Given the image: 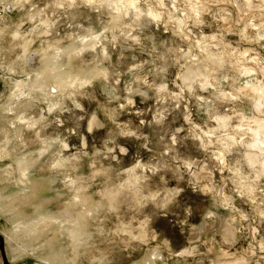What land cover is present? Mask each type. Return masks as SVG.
<instances>
[{"label": "rangeland", "instance_id": "rangeland-1", "mask_svg": "<svg viewBox=\"0 0 264 264\" xmlns=\"http://www.w3.org/2000/svg\"><path fill=\"white\" fill-rule=\"evenodd\" d=\"M166 3L170 4V0H166ZM225 7L231 13V20L227 23L224 19L214 18L223 15L220 9ZM31 14L35 15L34 19H31ZM253 15L244 6L243 0H235L234 4L228 5L213 4L209 6V11L202 14L205 23L198 28L191 24L190 27L198 40L202 38L201 34L210 37L222 33L225 44H231L240 52L248 51L249 57L258 55L264 59V39H259L264 36V28L248 26L250 19L252 25L262 23L261 19H252ZM241 16L244 19L234 23ZM57 17V24L49 28L50 35L41 36L40 33L44 31L41 22L57 20ZM95 19L96 14L83 7L57 9L55 0L23 3L3 0L0 3V150L2 146L6 147L0 158V193L4 196L0 199V264H54L43 259L54 250L59 252L55 264H115L114 245L126 239L125 234L129 231H139L141 226L146 235L155 234L150 240L153 246L157 242L166 245L162 255L167 258L168 264H264V251L261 250V245H264V176L253 182L249 176L252 169L247 164L241 167L240 175L234 176L226 168L220 167L214 154L216 147L213 146L217 136H235L239 139V135L244 133L237 135L234 129L247 127L252 116L264 112V88L257 87L264 77L259 73L246 74L255 67L249 58H244L229 73L235 77L234 87L248 85L240 101H224L223 105L216 102L215 112H209L205 107L197 108L195 100L187 101V104L181 102L179 111L183 112L187 106L193 115L179 121L174 119V100L167 96L158 99L153 90L143 88L141 90L149 93L146 103H142L139 94H133L134 106L120 108L119 105L126 104L123 96L118 102L111 101L105 91L103 95L93 94L94 103L88 105L85 102V111L77 110L74 116L69 117L67 112L60 109L51 110L56 97L53 94L50 98L46 92L58 85L55 79L49 80L45 89L36 87L31 94L16 99L15 110L7 109L16 82H21L27 89L37 72L44 69L48 58L58 50L63 51L57 58H62V69L67 74H71V71L99 73V68L89 63L93 59L92 54L85 52L82 57L84 62L80 63L73 59L80 55V51L64 53L71 46H78L80 50L79 41L67 39L77 32L85 35L75 25L83 24L87 29L90 20ZM230 25L232 31L226 32ZM155 27L153 25V31L144 35L154 36L158 48L163 50L165 45L175 47L179 44L187 49V43L173 35L171 26L168 32L164 31L163 25H160L158 32ZM17 29L21 37L16 38L14 34ZM242 30L245 37L253 39H242ZM148 43L150 46L151 41ZM214 43L216 41H203V47L211 56L218 51L211 46ZM24 46L28 47L27 51ZM125 55H136L138 59L150 58L146 54L141 56L138 48L126 50ZM252 76H255V80ZM132 79V74L122 69L121 89L125 82ZM179 83L176 81V84ZM231 84L232 81H229ZM229 85L223 86L225 91L232 90ZM86 91L91 93L92 89ZM178 91L175 84H169V92ZM202 95L207 96L208 93ZM37 98L44 102L37 104ZM48 99L51 103H48ZM165 109L164 123H153L154 117ZM233 109L240 115H234ZM21 114H26L30 121H19ZM210 115L220 119H209ZM228 116L232 119H224ZM57 119L61 123H56ZM142 120L143 126L140 123ZM224 120L227 122L225 126ZM113 121L122 127L116 129ZM138 127L143 128L147 142L143 139L118 138V142L129 149L130 157H122L121 166L115 171L110 170L114 166L103 157H94L95 150L103 152V146L114 130L137 131ZM89 128L93 130L91 134ZM177 128L182 131L177 132ZM213 129H219L216 135H204ZM249 137H252L250 132L245 135L247 143ZM60 141L67 143L69 150L61 152ZM42 148H47V151L39 157L38 152ZM78 149L87 155L65 163V159L76 155ZM246 150L235 146L227 157L229 166ZM25 156L36 159L32 163L34 171L26 195L19 189L17 169L18 160ZM136 164L144 167L135 168ZM93 166L95 171H103L104 176H95ZM141 173L146 180L141 182L140 187L144 190V196L150 194L152 199L143 202L141 211H134L132 205L142 202L132 198L135 191L132 181ZM245 176H249V179L243 180ZM225 177L230 179L224 180ZM121 187L131 189L127 199L121 195ZM221 187L222 197L208 191L209 188ZM111 192L116 196L113 197ZM6 193L14 197L6 199ZM165 201H170L166 207L163 206ZM50 214L60 217L59 222L50 220L46 226L42 215ZM81 215H86L81 219L86 222L87 231L76 258L74 243L67 231L62 233L60 225L67 224L65 219L68 217ZM18 219L31 221L39 230L32 232V236L22 235L13 228ZM209 225L214 230H210ZM225 240L232 243L225 244ZM138 243L132 241L133 247ZM169 252L172 253L170 257ZM142 264H159V261L152 262L145 258Z\"/></svg>", "mask_w": 264, "mask_h": 264}, {"label": "clouds", "instance_id": "clouds-1", "mask_svg": "<svg viewBox=\"0 0 264 264\" xmlns=\"http://www.w3.org/2000/svg\"><path fill=\"white\" fill-rule=\"evenodd\" d=\"M2 2L3 0H0V3ZM25 2H28V0H25ZM234 3L235 0H170V4L166 3V0H55L57 9H78L83 7L96 14V19L90 20L89 28L85 29L83 24L75 25L76 29L85 32L84 36L79 35L77 32L67 37V39L73 42L79 41L80 43V55L73 57V59L83 63V54L85 52L92 54L93 59L89 63H94L99 68V73L97 74L95 71H71V74L66 73V78L47 93L50 98L53 94L56 97V103L52 105L51 110L60 109L61 112H67L69 117H72L77 110L80 112L85 111V102L88 105L95 102L92 98L93 94L103 95L105 91L108 93L107 98L111 101L118 102L123 96L126 104L119 105L120 108L128 105L134 106L133 94H139L142 98V103H146L149 99L148 91L141 90L142 88L153 90L158 99H163L167 96L174 100V119L177 121L193 115L187 106L183 112L179 111L181 102L187 104V101L195 100L197 108L205 107L209 112H215L216 102H220L223 105L224 101H240L248 85L240 88L234 87L235 77L229 73L233 72L244 58H249L255 64V67L249 69L246 74L259 73L261 77H264V59L258 55L249 57L248 51L240 52L238 49L232 48L231 44H225L222 39V33L210 37H203V34H201L202 38L198 40L192 30V27L198 28L205 23L201 17L204 12L209 11L210 5ZM243 4L249 11L254 13L252 19L262 20L260 25H252L250 19L248 26L264 28V0H255V3L253 0H243ZM220 12L223 15L214 16V18L224 19L226 23L231 20V13L227 11L226 7L221 8ZM58 19L59 17H57V20L42 21L44 31L40 35H50L49 28L55 26ZM243 19L244 17L241 16L239 21L234 23H239ZM190 24L192 27H190ZM92 25H95V27H92ZM153 25L156 26L155 31L157 32L160 25L164 26L165 32H168L171 26L173 35L179 36L182 42H186L187 49L180 47L179 44L175 47L165 45L163 50L158 48L154 36L144 35L145 32L151 33L153 31ZM97 29L99 30L97 31ZM225 31H232L231 25ZM240 35L242 39H248L249 41L253 39L252 37H245L244 30L241 31ZM259 39H264V36L259 37ZM204 40L209 43L216 41V43L211 45L218 50L214 56H211L208 50L203 47ZM149 41H151L150 46ZM256 42L258 43L259 41L257 40ZM135 48L140 50L141 56L146 54L150 58L138 59L136 55L131 57L125 55L126 50ZM98 49L99 51H97ZM104 64H107V67H104ZM122 69H126L128 73H131L133 79L130 82H125L121 89ZM252 79L255 80V76H252ZM176 81L180 83L176 84ZM229 81H232L231 85H229ZM170 83L175 84L179 91L169 92ZM224 85H229L232 90L225 91ZM257 87L264 88V80L258 82ZM89 88L92 89L91 93L86 91ZM185 93H187V98ZM202 93H208V95L204 96ZM35 102L40 104L44 101L37 98ZM48 103H51V100ZM225 110L227 111V109ZM43 111L44 109H42ZM166 112L167 109L158 113L154 117L153 123L162 125L166 119ZM233 114L236 116L240 115L234 109ZM209 119L219 120L220 118L210 115ZM225 119L230 120L232 117L228 116ZM186 122L190 121L186 120ZM56 123L61 122L57 119ZM113 123L116 129L122 127L120 124H116L115 121ZM140 123L141 126L144 125L143 120ZM248 123L256 126V132H253V136L249 137L252 141L251 143L245 141V129H234L237 135L242 132L245 134L239 135V139L235 136H217L213 144L216 147L214 154L219 161L220 167L226 168L234 176L240 175L241 167L247 164L252 169L249 176L253 182H257L264 176V137L258 135V132L264 129V112L259 113L258 116H252ZM92 131V128L88 129L89 134ZM176 131L179 132L182 129L177 128ZM201 131L203 132V129ZM217 131L219 129H213L204 135L211 137L216 135ZM248 131H252V129H248ZM118 138L143 139L146 142L148 140V137L143 135L142 127H138L137 131L120 132L114 130L110 135L109 141L104 144L103 152L99 149L94 152V157H103L108 164L114 166L110 169L112 171L121 166L122 157H130L129 149L119 143ZM173 143H175V138H173ZM209 143L212 144L211 140H209ZM235 146L255 151L254 153L241 152L240 158L229 166L227 157L232 154ZM59 147L61 152L69 150V145L63 141H60ZM86 155V152L78 149L76 155L65 159V163L79 160L80 157ZM143 167L144 165L141 164L135 165V168ZM132 171L134 172L135 169H132ZM93 173L95 176H104L105 174L103 171H95L94 166ZM249 176L243 177V180H248ZM227 179H230V177L224 178V180ZM26 180L27 177L25 176L21 183ZM143 180H146V177L141 173L139 177H134L132 181V186L135 189L132 198L142 202L140 205H132L134 211H141L143 202L152 199L150 194L147 197L144 196V190L140 187ZM120 191L121 195L127 199V193L131 189L121 187ZM208 191H213L218 196H223L222 187L209 188ZM168 203L170 201H165L163 206L166 207ZM244 218L246 219L247 217ZM31 225V221L18 219L13 224V228L24 236H32ZM208 227L210 230H214L212 225ZM134 232L135 234H133ZM125 235L126 239H122L114 245L116 249L115 264H142L145 258L152 262L159 261V264H168L167 258L162 255L166 245L157 242L153 246L150 243L151 237L155 235L154 233L146 235L144 227L141 226L139 231L131 230ZM134 240L139 242L136 247H133L132 244ZM224 243L230 244L232 241L225 240ZM261 250L264 251V245H261ZM188 254L191 255V253ZM171 255L172 253L169 252L168 256L170 257ZM224 255H227V253H224Z\"/></svg>", "mask_w": 264, "mask_h": 264}, {"label": "bare ground", "instance_id": "bare-ground-1", "mask_svg": "<svg viewBox=\"0 0 264 264\" xmlns=\"http://www.w3.org/2000/svg\"><path fill=\"white\" fill-rule=\"evenodd\" d=\"M25 0H16V3H23ZM30 1V0H28ZM40 14V13H39ZM41 15V14H40ZM31 19H34L35 18V15L34 14H31L30 15ZM46 21H48L46 19ZM18 30V29H17ZM14 37H21V33L18 31H16V33L14 34ZM24 49L25 51L28 50V47L27 46H24ZM66 51V52H65ZM64 53H67V54H71L72 52H76V51H80L78 50V46H71L70 48H68V50H65ZM27 53V52H26ZM25 53V54H26ZM63 53V51L61 50H58L57 53H55L54 56H51L50 58H48L46 64L43 65V68L44 69H40L41 71H38L37 72V75H36V78L34 79V81L32 83H30L31 85L29 87H27V89L22 85L21 82H16V88L15 90L13 91V93L11 94V97L9 99V102L7 103V109L8 110H15L17 104L15 105V100L16 99H21L23 98L24 96H26L28 93H30L32 90H34L36 87H39L40 89H45L46 86L48 85V81L51 80V79H55L56 80V83L57 84H60L61 81H63L66 76H65V73H66V70H63L62 67H63V63L61 61L62 58H57L58 56H61ZM25 56V55H24ZM22 57V56H21ZM44 57V56H43ZM46 59V58H44ZM45 61V60H44ZM45 66V67H44ZM41 67V66H40ZM25 85V84H24ZM26 86V85H25ZM49 91V90H48ZM48 91L46 92V95L48 93ZM31 94V93H30ZM35 96V95H34ZM48 96V95H47ZM30 97V96H29ZM48 98V97H47ZM49 100V99H48ZM16 119V118H15ZM225 119V118H224ZM18 120L19 121H30L29 117L26 115V114H21L19 115L18 117ZM227 120V119H226ZM225 124H227V122L224 120V126ZM245 125V124H244ZM247 125V123H246ZM221 127V126H220ZM243 129H245V132L248 134V132L251 133V136H253V132H256V126L254 127L253 125H251L250 123H248L247 127H243ZM248 129H252V131H248ZM244 133V132H242ZM245 134V133H244ZM258 135H261L262 137H264V129H261L259 132H258ZM206 142V141H205ZM252 141L249 140L248 143H251ZM6 143L8 144L9 143V138H7V141ZM3 148L0 150V158L3 157L4 155V151L6 150V147L5 146H2ZM47 151V148H42L41 150H39V157H41L42 155H44V153ZM247 152H250V153H254V150L252 149H247L246 150ZM28 156V155H27ZM35 158L32 156V158H27L25 156V158L23 157L22 159H19L18 162H17V169H18V172H19V179H20V183H19V189L20 191L22 192V194H25L26 193V189L29 188V183L32 179V173L34 171V169L32 168L33 165V160ZM36 160V159H35ZM60 163V162H59ZM9 170V169H8ZM11 172V171H10ZM12 173V172H11ZM27 177V180L24 181L23 183H21L23 177ZM23 184V185H22ZM247 184V183H246ZM245 184V185H246ZM249 185V184H248ZM246 185V186H248ZM39 186V185H38ZM113 197L116 196V194L113 192H111ZM6 199L7 198H11V197H14V195H11L9 193H6ZM26 195V194H25ZM4 196L0 193V199H2ZM27 197V196H26ZM80 200V199H79ZM85 200V199H84ZM81 201V200H80ZM74 202V201H73ZM75 202H78V201H75ZM82 211V210H81ZM85 211V210H84ZM88 212V211H87ZM88 215V213H87ZM84 218L86 217V215H81V217H68L66 218L65 220H67V224L65 225H60V229H62V233L64 234V232H68V234L70 235V238L71 240L73 241V245H74V256L77 258L80 254V249L82 247V244H80L82 241H83V238L84 236H86V231H87V224L85 221H83L81 218ZM58 218L60 217H56L55 215L53 214H50V215H42V219L44 220V222L46 223V226L49 225V221L50 220H54V223L55 221L59 222L58 221ZM62 219V218H61ZM39 230V228L37 229V225H32L31 226V231L33 233L37 232ZM38 237V236H37ZM59 252L57 251H53V252H50V254H48L47 257H43V259L46 261V262H52V263H56V256H58ZM67 255V254H66ZM76 258H73L74 260ZM65 260V259H64Z\"/></svg>", "mask_w": 264, "mask_h": 264}]
</instances>
